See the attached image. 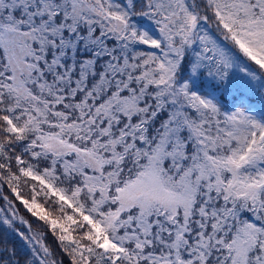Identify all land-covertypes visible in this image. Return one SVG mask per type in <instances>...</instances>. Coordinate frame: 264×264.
Here are the masks:
<instances>
[{
  "label": "snow or ice",
  "instance_id": "obj_1",
  "mask_svg": "<svg viewBox=\"0 0 264 264\" xmlns=\"http://www.w3.org/2000/svg\"><path fill=\"white\" fill-rule=\"evenodd\" d=\"M0 264H264V0H0Z\"/></svg>",
  "mask_w": 264,
  "mask_h": 264
}]
</instances>
